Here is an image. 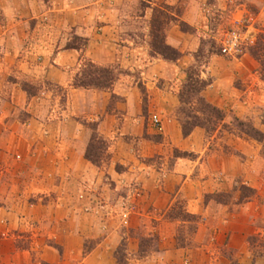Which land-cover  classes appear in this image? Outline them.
Returning <instances> with one entry per match:
<instances>
[{
	"label": "rangeland",
	"instance_id": "374dc122",
	"mask_svg": "<svg viewBox=\"0 0 264 264\" xmlns=\"http://www.w3.org/2000/svg\"><path fill=\"white\" fill-rule=\"evenodd\" d=\"M16 261L264 264V0H0Z\"/></svg>",
	"mask_w": 264,
	"mask_h": 264
},
{
	"label": "built area",
	"instance_id": "2783aa9c",
	"mask_svg": "<svg viewBox=\"0 0 264 264\" xmlns=\"http://www.w3.org/2000/svg\"><path fill=\"white\" fill-rule=\"evenodd\" d=\"M239 40L240 37L238 32H231L227 34L225 38H223L219 43L221 53L228 56L234 55L236 52H238ZM151 121L158 129L160 128V124L155 117H153Z\"/></svg>",
	"mask_w": 264,
	"mask_h": 264
},
{
	"label": "trees",
	"instance_id": "16d2710c",
	"mask_svg": "<svg viewBox=\"0 0 264 264\" xmlns=\"http://www.w3.org/2000/svg\"><path fill=\"white\" fill-rule=\"evenodd\" d=\"M203 86V85H202ZM197 102L205 109H207L209 112H212L215 116H218L219 112L218 110H216L213 106L209 105L208 103H206L201 97H199V99L197 100ZM181 103V101H180ZM194 126H199L198 124L194 123L191 124V126L186 127L185 125H181V132L183 135H187L192 127Z\"/></svg>",
	"mask_w": 264,
	"mask_h": 264
},
{
	"label": "crops",
	"instance_id": "0c3cea01",
	"mask_svg": "<svg viewBox=\"0 0 264 264\" xmlns=\"http://www.w3.org/2000/svg\"><path fill=\"white\" fill-rule=\"evenodd\" d=\"M70 166H71V165H69V167H70ZM80 166H84V165H80ZM58 167H59V168L61 167L62 169H65V170L68 169V165H58L57 168H58ZM98 250H99V249L97 248V251H98ZM15 263L17 264L18 261H16ZM18 264H19V263H18ZM95 264H102V263H101V262H96Z\"/></svg>",
	"mask_w": 264,
	"mask_h": 264
}]
</instances>
